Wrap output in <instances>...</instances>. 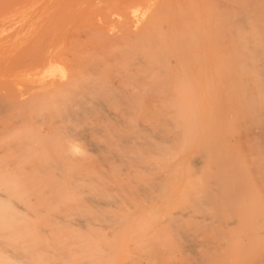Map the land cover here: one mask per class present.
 Wrapping results in <instances>:
<instances>
[{
  "label": "bare ground",
  "instance_id": "obj_1",
  "mask_svg": "<svg viewBox=\"0 0 264 264\" xmlns=\"http://www.w3.org/2000/svg\"><path fill=\"white\" fill-rule=\"evenodd\" d=\"M209 3L210 1H208ZM262 4L264 5L263 0L253 2L252 11L255 12L257 19L254 26L257 35V77L264 93V10H261ZM198 6L200 5L198 4ZM207 6L213 8L212 10L207 9L208 12L212 11L209 15L207 14L208 17L200 20V22L197 21L196 17V22H192L194 29L191 26H186L187 29L190 27L189 30H193V34L189 30L190 33L187 34V31L185 34L183 27L180 25L182 31L177 32L175 41L172 40L169 46L168 40L170 39L164 41L168 36L166 33L165 37L160 35L163 38L158 36V39L159 37L164 39L161 41L165 46L160 47L157 44V47L152 48L153 45H151L154 52L151 50L152 52L146 54L147 57L141 54V56L138 55L139 57L134 55V58L131 59L132 56H128L130 61L126 60L129 63L126 60L123 61L127 62L126 67L125 63H120L119 58V63L125 67V70L122 67L123 73L125 71L126 74L122 73V76H119L117 72L120 71H117V68L120 66L112 68L118 74L115 80L118 81L117 84L114 81L115 77L114 79L111 78V70V73L106 71L108 74L110 73L111 77L108 75L107 78V75L104 76L103 73V70L106 69L104 66L109 63L106 58L113 61L116 58L115 54L110 59L105 53L103 54L105 58L100 56L99 64L101 63L100 59H105L103 61L107 62L105 65L102 64L103 62L101 63L104 69L99 64L89 63L90 60L88 64L78 60L79 63L82 62L85 66V68L82 67L84 71L80 68L85 83L82 85L77 82L76 84V97L72 101L75 103L76 108L70 106L61 113L62 118H66L68 121L73 119L77 121V128H74V131L70 125H66L61 131L83 138L82 145L79 142L70 144V149L76 156L79 167L83 162L81 159H84V171L81 172L79 169L75 170L73 168L63 171L64 175H72L74 179L77 178V180H69V183H67V190L69 191L64 197L65 203L71 205L74 209L72 222L80 228L77 229L78 233L73 235H49L47 240L50 241L47 242L39 239L37 242L31 243L18 241L5 244L8 247L20 246V249L0 250V264H113L110 255L115 256V254L110 252V248H108L110 245L101 243L98 240L95 241V236L104 235L106 228H112L115 225V209L118 204L130 200L131 197L139 202L154 198L163 190L171 188L170 185L178 184L184 169L185 180L181 182L180 186L189 189L187 203L185 207L169 212L166 220L161 224H170L177 230V235L179 232L182 238L185 237L183 240H187V237L192 234L189 231V235L187 234L189 229H186L185 226L186 230L183 228L184 221L182 222V220L190 217V223H193L192 220L195 221L194 226L191 224L194 230L191 229L192 226L189 225V221L187 222V228L191 226L190 230L195 231L193 233L198 232L200 226L206 228L211 226L212 229L216 230V233L225 238L224 226L228 229L234 222L231 217L227 220V196L241 194L249 188V183L255 184L258 189H264V99L258 101L259 105L251 106L252 100L237 98L239 88L236 83L238 82H234L233 85L230 80V71L233 72L229 57L230 46L228 44L230 36V1L212 0V6ZM157 8L160 11L153 8V12L155 14L159 11V13H156L157 15L152 14L154 17L159 15L157 20L160 22L161 9L158 5ZM144 11L146 12V9ZM137 12L139 14L141 11L138 10ZM190 13H192V10ZM152 14L150 13V15ZM181 15L179 17H187ZM157 20L155 22H158ZM165 21L168 27L169 21L167 19ZM191 21L192 19L186 22ZM119 24L121 25V23ZM159 24L162 23L157 25ZM142 26L144 25L142 24ZM138 28L141 30L140 27ZM160 28L159 32L156 31L158 32L157 35L170 31L171 25L170 30L161 28L162 31H160ZM163 30L167 31L163 33ZM122 38L123 40L126 39L124 36ZM105 39L107 38L105 37ZM88 41L86 42L88 43ZM140 41H142L141 37ZM129 43H132V41ZM98 44L96 43V48H99ZM126 44L125 42L124 45ZM127 45L121 47L126 50L130 48ZM184 45L187 47L185 50L182 48ZM110 47L115 46L111 45ZM76 48L80 49L79 46ZM147 49L150 50V47ZM114 50L116 49L114 48ZM128 50L131 53V49ZM98 54H100V51ZM75 56L77 57L76 53ZM82 56L84 57L83 54ZM93 56L94 54H92ZM174 58L176 65L171 63V59L174 60ZM62 60L64 63L65 60L68 61L65 63L67 66L72 64L69 63L72 62V59H65L64 57ZM114 60L118 63L117 59ZM97 61L95 59L94 62ZM113 64L110 63V65ZM110 68L108 66L107 69ZM65 69L63 74L67 76ZM73 69L75 70V68ZM234 71L239 72L237 68H234ZM101 72L102 75H99ZM234 77L237 79L239 75H234ZM87 88H89V92L87 91V94H84ZM206 88L209 90L205 91L204 94L203 90H207ZM109 102L114 103L116 106L110 107ZM4 107L2 106L1 109ZM233 112L234 115H231L230 113ZM231 116H233L232 121ZM83 118L86 119L85 124L81 125ZM226 121L227 130L222 127V123L225 124ZM232 124L235 125L233 128ZM81 152H84L82 158L80 156ZM57 157L61 160L59 155ZM52 167L59 169L58 162H54ZM113 171L117 172L112 173ZM123 176H126V178H123ZM73 192H76V196ZM51 198L58 199L59 195L54 194ZM14 199L8 188H0V206H4L5 210H8L6 209L8 206H15ZM75 200L76 206L73 202ZM26 212L28 215L26 217L17 218L15 216L16 218H9L5 216L8 211H5V214L0 216V222L5 223L11 229L15 228V226L10 227L11 222L34 220L31 212ZM63 218L65 217L59 210L52 211L51 221L53 224L49 228L43 227L42 230H59L60 225L58 222H61ZM216 218L218 223L220 222L219 224L216 222ZM220 218L221 221L218 220ZM197 219L202 220L199 223L200 226L197 224ZM65 221L70 222L69 220ZM179 222L183 225L181 223L180 225ZM84 228L88 232L87 235L81 233ZM182 229L184 230L182 231ZM207 229L211 230L210 228ZM207 229H200V235H203L201 230L207 232ZM218 234L216 235L219 236ZM204 235H207V233ZM213 235L214 233L212 237L215 236ZM205 237L206 242L205 240L202 242L205 245L209 240L206 245L208 248L211 246V244L209 245L210 240L216 243V239L207 240ZM221 241L220 239L218 244L224 243V241ZM189 243L187 246L192 247L190 251L195 252L196 248L195 250L193 248L198 246L197 243H190L191 245ZM215 243L212 244L214 248L217 245ZM242 243L240 250H235L229 254L228 264H264V233L255 236L249 235ZM179 245L182 246L181 243ZM220 245H217V248ZM254 247H257V249L254 250ZM217 248L215 251H217ZM181 251H183L182 248ZM183 254H186V252H183ZM205 254H203L204 259L207 258V254ZM220 255L217 256L216 260L224 254L220 253ZM191 257H194V255ZM196 263L198 264V262Z\"/></svg>",
  "mask_w": 264,
  "mask_h": 264
},
{
  "label": "rangeland",
  "instance_id": "obj_2",
  "mask_svg": "<svg viewBox=\"0 0 264 264\" xmlns=\"http://www.w3.org/2000/svg\"><path fill=\"white\" fill-rule=\"evenodd\" d=\"M208 1L211 4H208ZM229 1L230 36L228 44L230 46L231 68H233V72L232 70L230 71L231 84L238 82L236 83L239 88L237 98L250 99L253 101L250 105L257 106L259 105L258 101L264 99V93L260 87L261 83L257 77L258 72L256 69L258 66L256 56L257 35L254 26L257 19L255 12L252 11L253 2L256 0ZM187 4L189 5L187 6ZM157 5L161 9V19L159 17V20L163 22L157 20L159 15L156 16L157 18L154 17L160 11ZM207 5L212 6V0H166V3L165 0H143V3L142 0L140 2L139 0H0V188H8L10 194L15 198L13 200L15 206H8L6 208L8 210H5L4 206H0V216H3L4 212L8 211L5 216L21 218L28 216L26 211H29L34 217V220L31 219L30 221L17 220L11 222L9 224L11 225L10 227L15 226V228L11 229L5 223L0 222L1 251L20 249V246H6L5 244L8 243L18 241L31 243L37 242L39 239L47 242L50 241L47 240L49 235H73L78 233L77 229L80 227L72 222L74 209L71 205L65 203L64 197L69 191L67 190V183H69V180L73 181L74 178L72 175H64L63 171L71 168L79 169L81 172L84 171V159H81L83 162H81V167H79L76 156L70 149V144L79 142L82 145L83 138L61 131L66 125H70L72 129L77 128V121L74 119L68 121L66 118L61 117V113L70 106L76 108L75 103L72 102L76 97V84L77 82L82 85L85 83V78L82 76V70L84 71L85 68L83 63L88 64L90 60L89 63L97 65L99 64V58L103 57L104 53L109 59L115 54L116 58H113L117 59L118 63L114 59L113 62L112 59L108 60L106 58L109 63L104 62L105 59H100V62H103L102 64L105 65L107 63V66H104L106 69L103 68L101 63L99 64L104 69V76L107 75L108 78L109 75L113 79L115 77V81L117 75L119 74L120 76L123 73V69L125 70L126 63H129L131 56V59L134 58V55L136 57L138 55L141 56V54L147 57L157 44L160 47L165 46L161 41L164 39H160V37L163 38L160 35L166 36L168 34L164 41L169 38V46L172 40L173 42L175 41L177 32L182 31L180 30L181 26L185 34L190 29V27L187 29L186 26H191L194 29L192 22L196 20V17L197 21L200 22L212 12L207 11L210 8ZM182 6L183 8H181ZM153 8L159 11H155L156 13L154 14ZM145 9L146 12L144 11ZM190 9L192 13H190ZM212 9L211 7L210 10ZM138 10L141 11L139 14ZM261 10H264L263 4ZM175 11L179 14H176ZM150 13L154 15L152 14V16ZM180 14L187 17H179ZM138 18L140 19L138 20ZM155 19L158 22H155ZM166 19L170 22H168V27L166 26ZM190 19H192L191 22H186ZM158 23L162 24L157 25ZM158 27L170 31L165 32L167 30H163L165 34L159 33L157 35L159 32ZM161 28L160 31H162ZM191 30L189 31L193 34V30ZM189 31L187 34L190 33ZM103 36L104 38H102ZM123 36L126 39L123 40ZM158 36H160L159 39ZM98 37L101 38L100 43L98 42ZM140 37L142 41L139 42ZM124 41L127 44L132 41V43L128 44L130 46L128 49H131V53L130 50L122 48L127 45H124ZM95 42L99 43V48H96ZM76 45L80 49L76 48L78 47ZM109 45L115 47H110ZM140 45H142V48ZM132 47H134L133 50ZM149 47L150 50L147 49ZM182 48L185 50L187 47L184 45ZM98 50L100 54H98ZM127 50L129 51L128 53ZM92 51L93 57L90 54ZM109 51L111 53H108ZM105 55L103 58H105ZM64 57L65 59H72V62H69L72 64L68 63L69 65L67 66L65 63L68 61L65 60L64 63L62 60ZM151 57H153L152 54ZM94 58L98 60L96 63ZM119 58L121 60L120 63L129 58V61L123 62L125 67L119 63ZM172 59L171 63L176 65L175 58L174 60ZM78 60H82L83 63H79ZM110 63L114 64L110 65ZM69 66L70 68L68 69ZM108 66L111 68L107 69ZM82 67L84 68L82 69ZM113 67H119L120 69L117 68V71L120 72L113 71ZM234 68H237L239 72L236 73ZM64 69L67 76L63 74ZM106 71H109L111 76ZM99 75H102V72ZM234 75H239V77L236 79ZM117 83L118 81H115V84ZM208 90H203L204 94ZM87 91L89 92V88L85 90L84 94H87ZM109 104L111 105L110 107L116 106L111 102ZM2 106L5 107L1 109ZM230 114L234 115V112ZM85 120L84 118L81 120V125L85 124ZM233 126L235 125L232 124V128ZM222 127L227 130V121L225 124L222 123ZM57 155L60 156L61 160L58 159ZM80 156L82 158L84 152H81ZM54 162H58L59 169L52 167ZM54 170L56 171L55 174ZM116 172L113 171L112 173ZM123 178H126V176H123ZM75 179L77 180V178ZM184 180L185 169L182 171V178L179 179L178 184L170 185L171 188L163 190L154 198L139 202L134 197H131L130 200H125L118 204L115 209V225L112 228H106L104 235L95 236V241L98 240L101 243L110 245L108 246L110 252L115 254V256L110 255L113 264H190L191 262H195L194 264H197L196 262L198 264H213L219 259L218 264L221 262H223L221 264H228L229 254L235 250H240L243 244L242 241L245 238L249 235L255 236L259 233H264V189H258L255 184L249 183V188L241 194L227 196V220L231 217L234 222L228 229L226 226H224L225 228L223 227L226 234L225 238L216 233V230L212 229L213 227L211 226L207 227L211 230L201 227L199 223L202 220L197 219V224L200 226L199 231L202 228L207 229V232H205L206 230H201L203 235L207 233L204 237L206 236L207 240L216 239V243L210 240L209 245L211 244V246L209 248L211 250H209L206 246L209 240L204 245L202 241L205 240L206 242V239H204L203 235H200L199 231L193 233L195 232L193 231V223L195 221L192 220L193 223H190V217H188L182 220L184 225L181 222L179 224L181 223L184 229L185 227L189 229L187 234L189 231L193 236H186L189 241L183 240L185 235L182 238V235L179 232L177 235V230L170 224L161 223L166 220L169 212L185 207L189 189L185 186H180ZM54 194H58L59 198L52 199L51 197ZM73 194L76 196V192H73ZM73 202L76 206V200ZM54 210H59L65 217L61 222H58L60 229L57 231L42 230L43 227L49 228L53 224L51 216ZM40 216L41 218H39ZM191 218L194 219L192 216ZM217 218L215 220L218 223ZM218 220L221 221V218ZM187 222L189 225H193H191L192 227L190 226L193 230H190V227L187 228ZM197 224L195 225L196 227ZM212 231L215 235H213L214 237H212ZM81 233L82 235H87L86 233L88 232L84 228ZM220 239L224 241V243L221 241V245L218 244ZM189 242L191 244L197 243L198 246L193 248V250L196 248V253L190 251L192 247L187 246ZM180 243L182 246L179 245ZM213 243L220 245L218 248L217 245L215 246L217 251H215L216 248L213 247ZM181 248L183 251H181ZM186 248L190 251L189 254ZM255 249L257 247H254ZM183 252H186V254H183ZM191 253H195L193 254L194 257H191L193 256L190 255ZM204 253L207 254L205 259L203 258ZM212 253L214 254L213 257ZM220 253L224 255L216 260L217 256H221ZM211 258L213 259L211 260Z\"/></svg>",
  "mask_w": 264,
  "mask_h": 264
}]
</instances>
